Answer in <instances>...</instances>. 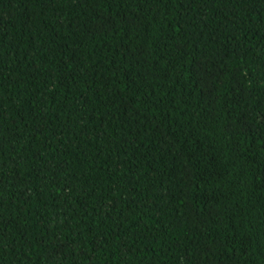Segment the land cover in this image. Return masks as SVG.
Instances as JSON below:
<instances>
[{
    "label": "trees",
    "instance_id": "16d2710c",
    "mask_svg": "<svg viewBox=\"0 0 264 264\" xmlns=\"http://www.w3.org/2000/svg\"><path fill=\"white\" fill-rule=\"evenodd\" d=\"M0 264H264V0H0Z\"/></svg>",
    "mask_w": 264,
    "mask_h": 264
}]
</instances>
